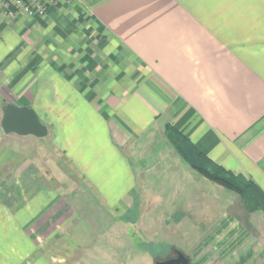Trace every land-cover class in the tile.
Returning <instances> with one entry per match:
<instances>
[{"label": "crops", "instance_id": "1", "mask_svg": "<svg viewBox=\"0 0 264 264\" xmlns=\"http://www.w3.org/2000/svg\"><path fill=\"white\" fill-rule=\"evenodd\" d=\"M0 101V120L4 103L32 108L82 182L46 183L20 152L35 156L38 137L0 128L18 165L0 175V264H120L132 251L118 229L147 177L172 204L196 192L170 133L264 191V0H68L35 17L8 16L0 0ZM69 195L95 212L122 206L103 225L114 231Z\"/></svg>", "mask_w": 264, "mask_h": 264}, {"label": "rangeland", "instance_id": "2", "mask_svg": "<svg viewBox=\"0 0 264 264\" xmlns=\"http://www.w3.org/2000/svg\"><path fill=\"white\" fill-rule=\"evenodd\" d=\"M7 87L4 86L5 92L9 91ZM11 141L0 133V175L5 173L10 177L18 166L14 165L15 160L12 158L14 154ZM36 141L35 156L28 153L27 147L22 148L21 155L32 158L34 167L41 174L38 176L40 179L51 185L52 181L53 186L60 185L68 192L75 193L73 189L77 184L82 185V182H78V175L62 160L63 158L57 156L50 138H37ZM17 157H20V154ZM184 165L195 173L192 176L195 181V194L189 198L177 197L172 204L173 196L169 195V186H164L166 195L158 196L156 191L162 188L163 184L156 180V174L147 177L150 189L148 195H138L139 210L133 213L134 216L129 212L127 214L134 220L133 224L118 229L121 230L118 235L127 234L124 247L131 248H128V251H132L131 255L128 257V253H124L116 257V262L154 264L156 260L174 257V250H179L189 260V264H264V213L248 212L237 193L212 183L188 165ZM147 166L151 168L152 165ZM58 167L65 172H62L61 176L57 174ZM166 170L167 168L164 169ZM44 172L48 173L47 177ZM75 196L69 195L78 199V209L85 212L84 218L88 223L90 218V223L100 226L97 231L104 232L106 236L114 231V228L103 225L107 224L109 217L119 218L122 206L117 205V213L95 212L97 207L92 208L85 196ZM177 216H187L189 219L181 222L179 226L172 222ZM86 261L93 264L90 259Z\"/></svg>", "mask_w": 264, "mask_h": 264}, {"label": "trees", "instance_id": "3", "mask_svg": "<svg viewBox=\"0 0 264 264\" xmlns=\"http://www.w3.org/2000/svg\"><path fill=\"white\" fill-rule=\"evenodd\" d=\"M169 141L197 173L212 183L237 193L248 212L261 211L264 213V191L253 181L214 163L181 136L175 140L170 133Z\"/></svg>", "mask_w": 264, "mask_h": 264}, {"label": "water", "instance_id": "4", "mask_svg": "<svg viewBox=\"0 0 264 264\" xmlns=\"http://www.w3.org/2000/svg\"><path fill=\"white\" fill-rule=\"evenodd\" d=\"M0 128L5 134L13 133L19 136L32 135L39 138L47 134V127L32 108L14 103L2 105ZM176 254L175 259L156 260L154 264H189L182 252L176 250Z\"/></svg>", "mask_w": 264, "mask_h": 264}, {"label": "built area", "instance_id": "5", "mask_svg": "<svg viewBox=\"0 0 264 264\" xmlns=\"http://www.w3.org/2000/svg\"><path fill=\"white\" fill-rule=\"evenodd\" d=\"M68 0H2L8 16L23 13L27 17L45 15L47 11Z\"/></svg>", "mask_w": 264, "mask_h": 264}, {"label": "flooded vegetation", "instance_id": "6", "mask_svg": "<svg viewBox=\"0 0 264 264\" xmlns=\"http://www.w3.org/2000/svg\"><path fill=\"white\" fill-rule=\"evenodd\" d=\"M174 254H175V256H174V257L168 256V257H165V258H164V259H162V260H167V259H175V258H177L176 250H174Z\"/></svg>", "mask_w": 264, "mask_h": 264}]
</instances>
